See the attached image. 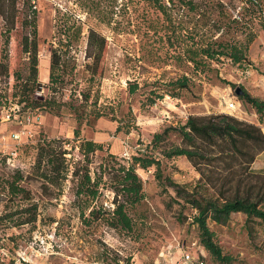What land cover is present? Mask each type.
Masks as SVG:
<instances>
[{
	"label": "rangeland",
	"instance_id": "1",
	"mask_svg": "<svg viewBox=\"0 0 264 264\" xmlns=\"http://www.w3.org/2000/svg\"><path fill=\"white\" fill-rule=\"evenodd\" d=\"M197 1L206 4L202 6L205 11L215 10L213 3L217 0ZM222 2L233 18L241 12V0ZM36 8L37 80L42 88L36 90L29 85L24 97H14L13 86L17 82L13 73L20 71L25 79L29 63L21 54L19 25L8 45L9 77H0V214L5 207L17 205V197L9 196L4 186L19 170L25 177L22 186L39 204V217L35 227L1 228V252L28 264H114L116 256L122 260L120 264H125L127 258L129 264H182L186 252L203 264H217L199 242L194 209L177 199L172 187L164 193L155 183L153 170H138L146 198L129 211L139 225L140 235L133 239L103 224L84 226L71 206L75 183H64L61 193L54 189L53 193L60 194L58 199L44 195L43 182L32 175L35 145L43 138L73 139V106L84 120L81 138L103 145L102 151L90 156L92 170L108 153L127 164L128 159L122 154L138 152L159 159L163 176L176 186L187 192L195 190L200 176L186 158L165 159L160 154L161 149L180 145V138L170 134L160 149L151 150L152 137L165 128L183 125L188 116L213 114L234 115L260 126L264 132L258 115L235 93L243 88L264 100V22H163L156 5L149 0H36ZM73 25H81L82 33L72 40L63 57L68 84L62 93L53 94L46 87L49 50L59 46L60 39L65 46L63 26ZM213 26H222V39L237 42L243 41L251 28L256 34L248 51L253 68L245 72L224 60L197 73L191 64L178 59L193 36L195 40L217 37ZM1 29L0 20V32ZM89 30L104 38L106 44L98 80L92 87L88 86L86 67L91 62L86 57ZM181 76L188 79L187 87L175 91L177 95L173 96L167 84ZM129 84L138 86L135 93H129ZM83 93L90 96L86 103ZM160 95L163 96L158 98ZM34 97L48 100L50 105L47 109L34 106ZM229 102L237 103L234 110L227 108ZM96 114L101 117L95 119ZM117 127L121 130L115 133ZM72 145L76 143L65 148L70 150ZM67 157L80 159L78 149ZM252 168L264 173V152L255 158ZM102 193L100 202L111 210L112 192L102 189ZM201 193L205 194L202 190ZM209 193L213 194L212 190ZM208 227L223 253L233 257L234 264H264V228L258 221L247 224L246 217L237 213L224 225L208 221Z\"/></svg>",
	"mask_w": 264,
	"mask_h": 264
},
{
	"label": "trees",
	"instance_id": "2",
	"mask_svg": "<svg viewBox=\"0 0 264 264\" xmlns=\"http://www.w3.org/2000/svg\"><path fill=\"white\" fill-rule=\"evenodd\" d=\"M154 2L162 15L163 22H264V0H241V12L233 18L226 10L222 0L213 3V13L205 11L206 4L197 0H149ZM37 15L36 0H0V77H9L8 45L11 34L16 31L17 25L22 30L19 37L21 54L28 60V75L24 79L20 71L13 73L17 82L14 84V97L25 96L27 87L40 90L37 80L38 44H37ZM176 16V17H175ZM250 17L248 20L245 17ZM64 17V15L62 16ZM262 25V23H261ZM65 30V46L58 40L59 46H51L49 52V73L47 89L55 94L62 93L68 84L66 79L65 58L72 40H77L82 33L81 25L72 28L63 26ZM216 27V28H215ZM218 36L213 35L204 40L191 38L186 51L178 59L191 64L195 72L202 73L213 63H223L228 60L242 71L253 68L248 59L249 46L256 34L247 30L241 42L222 39V26H213ZM193 29V28H192ZM194 31V30H193ZM198 36V34H196ZM86 57L91 62L86 66L89 73L88 86H94L98 80V68L103 58L106 44L104 38L93 30H89L86 44ZM66 47V48H63ZM64 49V50H63ZM188 79L185 76L169 82L167 85L173 90L171 95L176 96L177 90L187 87ZM227 86L233 87L226 82ZM136 84H129V93H135ZM242 95L238 99L250 106L259 117V124L264 125V100L251 96L241 89ZM163 95L157 96L161 98ZM88 96L83 93L84 102ZM32 105L44 109L50 105L48 100L40 97L33 98ZM151 105L153 101L149 102ZM239 104V102H238ZM70 106V104H65ZM75 114L76 127L73 130V139L38 140L35 145V160L32 166V175L43 182L42 189L46 196L60 194L53 193L54 189L61 193L64 183H75L74 200L71 206L77 211L80 222L90 228L97 223L103 224L119 233L130 235L133 239L139 237V225L130 216L131 210L144 202L146 194L143 191V181L138 170L144 172L153 170L154 180L164 193L172 187L177 199L190 206L196 214L193 222L199 232V242L209 257L217 264H234L232 256L224 254L215 239L214 233L208 227V221L217 225H224L232 214H243L247 224L258 221L264 228V173L252 168L255 158L264 152V133L258 125L238 120L234 115L213 114L210 116H188L186 122L180 126L165 128L161 133L154 134L151 140V150L160 149L168 140L170 134H176L180 145H173L161 149L160 154L165 159L184 157L199 174L195 190L187 192L185 188L176 186L174 182L163 176L159 159L148 154L132 152L126 161L120 162L114 154L108 153L92 170L90 156L103 150L101 143L81 138V127L84 123L79 110L70 106ZM96 114L95 119H99ZM117 127L115 133L120 132ZM71 142V149L65 148ZM78 149L80 159L68 158L71 151ZM144 152V150H143ZM24 175L19 170L15 172L11 181L4 186L9 196L17 197V205L13 208L5 207L0 214L1 228L35 227L39 217V204L31 197L30 192L22 186ZM197 188V189H196ZM102 189L112 192V209L105 208L100 202L103 196ZM201 190L205 193H201ZM212 190L213 194L209 193ZM180 205V202L173 200ZM119 256L114 258V264H120ZM0 264H28L23 260L17 261L10 255L1 252ZM129 264V258L126 263Z\"/></svg>",
	"mask_w": 264,
	"mask_h": 264
},
{
	"label": "built area",
	"instance_id": "3",
	"mask_svg": "<svg viewBox=\"0 0 264 264\" xmlns=\"http://www.w3.org/2000/svg\"><path fill=\"white\" fill-rule=\"evenodd\" d=\"M235 106H237V103L235 104V102H229L227 104V108L230 110L231 109L234 110ZM7 119H8V116H7ZM27 121H29L28 118H27ZM28 137L30 138L31 136H28ZM122 157L123 158L129 157L126 151L122 154ZM182 258H183L182 264H203V262L198 257H194L190 253H187V252L183 254Z\"/></svg>",
	"mask_w": 264,
	"mask_h": 264
},
{
	"label": "water",
	"instance_id": "4",
	"mask_svg": "<svg viewBox=\"0 0 264 264\" xmlns=\"http://www.w3.org/2000/svg\"><path fill=\"white\" fill-rule=\"evenodd\" d=\"M235 93L237 94V96H241L242 95V92L240 89H236Z\"/></svg>",
	"mask_w": 264,
	"mask_h": 264
},
{
	"label": "crops",
	"instance_id": "5",
	"mask_svg": "<svg viewBox=\"0 0 264 264\" xmlns=\"http://www.w3.org/2000/svg\"><path fill=\"white\" fill-rule=\"evenodd\" d=\"M47 77H48V76H47ZM47 77H46V78H47ZM263 133H264V132H263Z\"/></svg>",
	"mask_w": 264,
	"mask_h": 264
}]
</instances>
